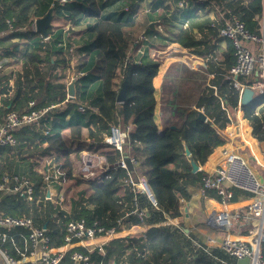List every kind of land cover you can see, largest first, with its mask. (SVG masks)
Instances as JSON below:
<instances>
[{"label": "trees", "instance_id": "trees-1", "mask_svg": "<svg viewBox=\"0 0 264 264\" xmlns=\"http://www.w3.org/2000/svg\"><path fill=\"white\" fill-rule=\"evenodd\" d=\"M40 1L0 0V60L7 58L8 65L16 70L11 75L0 70V115L8 111L26 112L29 102L35 101L36 109L57 105L49 114L55 120L19 127L15 132L16 146L0 147V158L5 162L0 168V179L8 170L10 174L33 179L39 191L43 186L42 176L33 169L37 159L43 156L46 158L45 170L52 165L59 169L63 184L56 186L57 190L64 187L70 193L71 188L77 189V193L70 196L74 219L85 218L88 223L98 221L110 228L118 218L133 210L135 204L144 209L145 218L139 219L134 214L127 216L126 225H151L165 221L166 215H181V199H189V187L198 186L206 175L200 170L194 172L190 159L193 158L198 166L204 165L213 150L225 143L215 131L216 127L221 128L230 121L222 108V100L225 99L228 106L236 107L240 98L242 103L243 95L241 97L234 88L230 96L224 94L226 85L230 84L227 70L234 62L231 57L234 48L229 44L227 58L219 66L216 64V70L209 67L210 73L215 71L213 85L216 90L211 86L198 90L201 97L196 107L203 108L207 119H199L196 107L179 112L173 103L172 108L167 109L168 117L161 132L155 115L158 99L154 83L161 63L150 55V48L156 47V40L162 37L159 27H163L168 28L183 48L197 56H209L212 47L208 37L218 34L226 24L225 18H231L227 13L229 9H233L234 15L252 32L259 34L261 25L255 17L264 11V0H252L247 5L235 0H207L223 8L225 15L220 23L212 22L204 28L200 40L189 28L169 18L170 0L160 1L157 13L153 0H115L114 3H120V9L107 15L104 10L111 4L109 0H66L63 4L53 0L63 23L71 22L85 29L77 38L79 40L68 37L66 43L64 27L52 25L47 29L52 35L50 44L43 43L37 33L25 30L29 20L38 13ZM140 1L148 2L149 10L135 13ZM7 20L12 21L13 29L7 25ZM139 33L143 34L144 41L138 40ZM138 48L140 51L132 54V50ZM67 72L76 75L70 83L66 79ZM10 76H14L13 86ZM126 79L129 80L126 99L119 102L118 92ZM257 80L259 77L253 74L246 84ZM240 81L243 82V77ZM72 82H75V93L70 97ZM173 90L174 95L177 94V89ZM242 110L254 138L263 144L264 93L243 104ZM112 126L123 130L129 128L125 150L128 172L135 179L140 175L146 178L157 201L155 205L145 193L136 194L125 186L127 172L117 165L121 154L114 150L106 154L109 169L101 179L83 181L75 176L71 156H80L82 148H74L70 142L83 139L85 127L91 138L102 141L101 134L110 133ZM65 128H69V135L63 134ZM186 149L191 156L187 155ZM31 158L37 159L31 161ZM84 183L87 188H81ZM241 192V189H235L231 201L234 202ZM45 196L46 192H39V204L29 203L22 196H3L0 214L32 217L37 225L47 228L52 246L59 247L63 243L64 223L70 214L45 201ZM55 214L59 216L54 217ZM193 237L192 233L187 234L173 224L154 226L147 233L115 238L104 245L105 255L98 250L91 252V261L93 264L101 261L112 264L120 259L130 264H234L235 258L220 249L207 252L198 247ZM22 241L18 239L21 246ZM12 244L7 241L2 245L0 241V250L18 259L21 256ZM78 248L87 252L83 247ZM61 264H71L70 254Z\"/></svg>", "mask_w": 264, "mask_h": 264}, {"label": "built area", "instance_id": "built-area-1", "mask_svg": "<svg viewBox=\"0 0 264 264\" xmlns=\"http://www.w3.org/2000/svg\"><path fill=\"white\" fill-rule=\"evenodd\" d=\"M57 1L65 3L66 0ZM230 17L218 33L219 38L231 41L234 47L235 62L229 68L227 78L234 83L241 97L246 88H251L254 93L260 96L264 93V50L255 54L249 48L248 43H260L263 38L252 32L242 19L237 18L232 13ZM7 25L11 29L14 28L11 20H7ZM25 30L29 33H38L43 43H51L52 35L40 29L37 19H31L27 23ZM4 66V62H0V70ZM253 74L258 76L259 80L250 84H242L239 81L240 78H249ZM35 105V101H31L29 102V110L26 112L8 111L5 115H0V147L16 145L17 137H15V132L19 127L40 125L42 120H52L49 114L57 105L39 107L37 109L34 108ZM238 105L239 107L242 105L241 98ZM197 111L198 113H203V108H197ZM128 130L129 128L123 130L118 126H112L110 133H106L107 135L102 139V143L121 154V159L117 165L127 172L125 186L136 194L145 193L155 205L157 201L146 178L140 175L138 179H135L132 173L128 172L125 153L129 138ZM215 131L224 139L225 143L217 147L220 151V161L212 169L204 172L206 175L203 176L200 187L203 193L210 191L217 196L216 203L218 207L211 211L209 222L224 232L232 230L239 222H249L251 225L249 228L251 241L244 242L232 239L229 235L220 240L216 235H210L206 241L209 246L197 242L195 244L207 252H210L212 246H216V248L218 247L227 255L229 254L236 259L249 257L255 264H264V180H261L260 176L256 175L255 171L250 168L241 151H236L234 148L229 147L231 144L229 138L234 137L232 132L224 133L222 129L217 127ZM88 143L94 146L99 141L94 137L89 138ZM261 150L264 157V142ZM106 161L105 154L83 150L78 168H80L83 177L86 179H101L109 169ZM132 161L135 164L137 163L135 159H132ZM199 170L202 171L200 167ZM42 174L44 192H46L45 201L51 202L59 207L60 210L67 211V214H70L69 220L64 223L63 243L59 247L52 246L47 228L37 225L32 217L26 215L16 217L2 213L0 214L1 243L11 240L15 245L17 244L16 238H21L26 234L25 246L31 251L29 255L24 252L22 254L24 259L21 261L16 260L7 251H4L6 264H21L26 258H30V264H61L69 254L71 264H93L91 252L98 250L99 253L105 255L104 245L115 240V238L123 237L127 216L134 214L139 219L143 220L145 218L144 209L135 204L133 210L118 218L116 224L110 228H106L105 225L98 221L88 223L85 218L74 219L71 217L70 208L63 206L65 196L63 194L55 196L54 192L51 191L52 187L56 189V186L63 183V180L60 179L59 169L52 165L44 170ZM235 189L251 193L245 208H236L231 205L233 204L231 200L235 194ZM7 194L22 196L31 203L36 202L38 204L41 200L37 196L38 193L34 181L17 175L3 176L1 178L0 200ZM58 216L59 214H55L54 217ZM78 247L85 248L87 252L80 250ZM99 264H105V262L101 261ZM112 264L130 263L125 260H118Z\"/></svg>", "mask_w": 264, "mask_h": 264}, {"label": "crops", "instance_id": "crops-1", "mask_svg": "<svg viewBox=\"0 0 264 264\" xmlns=\"http://www.w3.org/2000/svg\"><path fill=\"white\" fill-rule=\"evenodd\" d=\"M42 1H40V6L41 9L39 11L38 8V13L35 15V17H32L31 19H37L38 24L42 23V6L44 7V5L42 4ZM57 1V0H56ZM106 0H99V2H105ZM115 0H109V2H111V4H107V8L104 10V13L107 15L110 12H115L117 11V9L119 10L120 8V3H114ZM160 1L162 0H153L154 2V12H158L159 8H157L158 4L160 3ZM236 2H242V4L247 5L250 1L252 0H235ZM48 5L50 4L51 7L53 0H47ZM59 2V1H57ZM171 2V7L170 10L168 12V16L169 18L176 22L177 24L187 27L190 29V31L193 33V35L195 36L196 39L200 40L201 38H203V36L201 35V31L204 30V28H206L210 23L212 22H221V18L225 15L223 13V8H220L216 3H209L207 0H170ZM139 8L135 9L134 12L135 13H140L143 11H147L149 10L148 7V2L146 1H140L139 2ZM58 4H63V3H58ZM264 4V2H263ZM157 8V9H156ZM55 9L56 8V4H55ZM228 15L229 14H235V11L233 9H229L228 10ZM230 16V15H229ZM51 22L55 21V19H60L58 20V22L63 21V17H61V15H59L58 11H55L53 13V15L51 16ZM257 19V21L259 22V24L261 25V28L259 30V36H261L263 38V41L260 43H248V46L250 49H252V51L257 54L260 53L261 51L264 50V11L260 14V15H256L255 17ZM30 19V20H31ZM29 20V21H30ZM227 18H225V22H227ZM71 23V22H69ZM40 25V24H39ZM46 25V24H45ZM50 27V25H49ZM66 28V27H65ZM71 28V27H70ZM68 28V30L70 29ZM77 28L79 29L77 31ZM76 29V31H75ZM85 27H81V26H77L73 23V26L71 28V32L73 33H65L64 35V42L67 43L68 41V37L69 38H73L76 37L79 38L81 35V33L84 31ZM160 30V34H161V38H158L156 40V48H160L163 47V51L168 49V51L171 49L173 50V54L171 56H169V60L167 59L166 63L164 64H170L166 66V70L167 68L170 67H175L178 64L174 62L175 59H183V60H188L190 61L189 63H191V65L189 66L191 69L196 70V68H202L204 70V72H206V76H204L203 78H205V82H201L199 83L198 87H195L194 89L197 91H194L191 95L190 98V103H193L194 105L197 106V104L199 103L200 97L198 94L200 92H198V90L203 91L205 87L207 86H211L214 87L216 90V86L213 85V82L216 79L215 76V71L211 72L209 71V67L213 66V70H216V64L219 66L220 62H222L223 60H225L227 57H225V54L228 52V50H226L227 46L229 44H232L231 41L226 40V39H222L218 37V34L216 35H209V40L211 39V44L209 43V45L212 47V51L211 54L208 55H202V56H197L193 53H191L187 48H183L180 43H178L176 41V37L174 35H171V33H169L168 28H163V27H159ZM47 32V25H46V29L43 30ZM64 31H66L64 29ZM38 34V33H37ZM38 36L40 37V35L38 34ZM88 38V36H87ZM79 40V39H77ZM214 48H213V46ZM233 45V44H232ZM234 48V47H233ZM208 52V53H210ZM233 57V61L235 62V56H234V51L232 53ZM208 60L210 62H208ZM0 62H4L5 66L3 69L5 73H8L9 75H11L12 73L15 74L16 70L14 69L13 66H9L8 65V59L4 58L2 60H0ZM233 62V64H234ZM232 64V65H233ZM231 65V66H232ZM188 66V63H185V69ZM230 66V67H231ZM161 67V65H160ZM159 67V69H160ZM184 66H181V68H183ZM229 67V68H230ZM162 68V67H161ZM229 70V69H228ZM227 70V72H228ZM162 72V71H161ZM159 78H162L160 75L158 76ZM228 79V78H227ZM249 78H245L243 77V82L241 83H246L247 80ZM14 76H10V85L13 86L14 85ZM184 81V79H183ZM182 81V82H183ZM229 83L228 85H226L225 90H224V94L230 96V94H232V89H236L235 85L233 82H231L228 79ZM163 82H164V86L165 88L162 89L163 92V96H162V100L159 99V101L161 100V106L163 107V118L160 119V125L157 121V124L159 126V130L162 132L163 128H164V121H166L168 116L167 114V109H171L173 105V103L175 104V109L177 108L179 112L182 111V109L185 110L184 105L187 103V101L183 100L182 97L184 96V91L186 89L185 85L183 88H180L181 85L176 88L177 89V94H175V96L173 97L172 92L171 94H169V92L166 89V85H168L169 79H167L166 81H161L160 86H158V92L161 91V87H163ZM206 84V85H205ZM173 83L170 84V86H172ZM180 89V90H179ZM165 92L167 94H165ZM239 92V91H238ZM168 95H170V100L167 99ZM198 95V96H197ZM258 95L255 93L254 94V98L253 100H255V98H257ZM252 100V101H253ZM161 107V108H162ZM196 107L195 110H197ZM222 108L223 110H226V113L229 115L230 117V121H228L225 126L223 127H217L223 130V132L225 133H230L232 132L233 134V138H229V140L231 141V144L229 147L234 148L236 151H241L242 154L244 155L246 162L248 163V165L250 166L251 169H253L255 171V174L260 176L259 178L261 180H264V175L262 174V172H264V157L262 156V144L259 143L255 138H254V134L252 131V128L250 126L249 120H247L244 116V112L242 110V105L239 107V105L237 104V106H228L225 99L222 100ZM156 110V109H155ZM162 112V111H161ZM198 112V111H197ZM199 114V113H198ZM165 116V118H164ZM157 120V119H156ZM174 127V126H172ZM64 131V130H63ZM83 133V131H82ZM17 144V143H16ZM16 146V145H15ZM214 152L209 156V158L207 159V162L204 165H199L200 169L203 172H207V170L212 169L217 162L220 161V151L219 148H215V150H213ZM39 158H44L45 157H39ZM39 158H31L32 159H37L39 163L34 165V173H38L41 174L42 179H43V174L41 173L42 169L43 171L45 170L44 165L43 168L39 171L38 167L40 166V161ZM21 162V161H20ZM50 161H48L49 163ZM5 166V162L1 161L0 158V168ZM199 170V169H198ZM3 176H16L13 174H10V171L5 170L3 173ZM2 176V177H3ZM18 176V175H17ZM22 177H26L23 175H20ZM19 176V177H20ZM1 177V178H2ZM29 178V177H27ZM31 179V178H29ZM1 180V179H0ZM32 181H34L33 179H31ZM35 185H36V191L39 194V192H43L44 193V184L43 186H40L39 191L37 190V184L34 181ZM41 183H43V180H41ZM202 183H199L198 186H190L189 190H190V197L189 199H181V215H178L176 217H170L166 215L165 221L163 222H158V223H152L150 224H145V225H140V226H135L134 225H125V232L123 233V237H128V236H132L134 234H139V233H147L150 232L152 230V228L154 226H159V225H175L177 227L182 228L187 234L192 233V235L194 236V242L200 243L202 245L205 246H209L207 244V238L210 235H216V237L218 239H223L229 237L232 239H236V240H241L244 242L247 241H251V233L249 231L250 228V223L249 222H239L238 224H236V226L228 231V232H224L218 228H216L215 226H213L210 222H209V217L211 215V211L218 207L217 206V196L215 195V193L208 191V193H203L202 189H200ZM7 195H14V194H7ZM6 196V195H4ZM17 196V195H14ZM38 196V195H37ZM20 197V196H19ZM251 195L247 194L246 192L242 191L241 193H239L233 204H231L233 207L236 208H245L247 202L249 201ZM40 199V198H39ZM41 201V200H40ZM39 201V202H40ZM29 202V201H28ZM31 203V202H29ZM37 204V203H36ZM39 204V203H38ZM6 214V213H5ZM10 215V214H9ZM25 236L26 234H24L23 237H17L16 241L17 244H12L13 242H11V240H9L11 242V244L14 246V250L17 252V254H19L21 257L20 258H15L16 260L21 261L22 259H24L23 257V253L26 252L27 255H29L31 253L30 249L27 248L25 246ZM20 238V242L22 241V246L19 245L18 243V239ZM2 244V243H1ZM4 244V243H3ZM2 244V245H3ZM211 250L213 249H219L218 247L216 248V246H212L210 248ZM229 255V254H228ZM230 256V255H229ZM233 257V256H231ZM235 258V257H233ZM121 260V259H120ZM234 264H237V260L238 259H234ZM30 258H26L24 261H22L21 264H30ZM6 258L4 256V250H0V264H6ZM233 264V263H232Z\"/></svg>", "mask_w": 264, "mask_h": 264}, {"label": "rangeland", "instance_id": "rangeland-1", "mask_svg": "<svg viewBox=\"0 0 264 264\" xmlns=\"http://www.w3.org/2000/svg\"><path fill=\"white\" fill-rule=\"evenodd\" d=\"M42 4L44 5V7L42 6V16H43L42 17V22L47 25V29L49 28V25L50 26L56 25V26H59V27H64V29L66 30L65 32L69 31L72 28L73 23L65 24V23H63V21L58 22V20H60L58 18L55 19V21L51 22V19H52L51 16L53 15V13L55 11H57L55 9V5H52V7H51L50 4L48 5L47 0L42 1ZM40 9H41V6L39 8V11H40ZM68 28H70V29L68 30ZM78 30L79 29L77 28V31ZM75 31H76V29H75ZM68 33H70V31ZM68 33H67V35H68ZM137 38H138L139 41H144V36H143L142 33H139ZM141 47H142V45L139 46V48H141ZM139 48L138 49H133L132 50V54H136V52H139L140 51ZM163 49H164L163 47H160V48L151 47L150 48V55L153 58L159 60V62L161 63V67H162V68L160 67L159 74H158V76L160 75L162 78L158 79V77L156 76V79L154 81L155 87H156V96H157V99H158V103H157L156 108H155L156 109L155 110V115H156V119H157L159 125H160V119H162L163 115H164V114H162L163 113V107L161 106L162 96L164 95L163 92H162V89L165 88L164 82H163V85H162L163 87H161V91L158 92V86H160L161 81H163V80L166 81L167 79H169L168 85H166V89L169 92V94H171V92H172V94H173L172 96L173 97L175 96L174 92H173L174 91L173 88H178L181 84L185 85V87H186V89L184 91L185 92L184 93L185 97H182V99L187 101V103L184 105V108H185V111H186L187 108L190 109L192 107L194 109V107H196V105H194L193 103H190V98L192 96L191 94L194 91H196L194 88L198 87L199 83L205 82V78H203V77L206 76L205 75L206 72H204L205 69L203 70L202 68H199V69L196 68V70H193V69H191L189 67L191 65V63H189L190 61L183 60V59H181V60L180 59H175L174 62L177 63L178 65L175 66V67H170L169 66V68H167V70H166V66L170 65V64H164V63H166L167 59L169 58V56H171L173 54L174 51L171 50V49L169 51H168V49L163 51ZM186 62L188 63V66L185 69V63ZM181 66H184V67L181 68ZM67 73H68V75H67L66 79H67L68 83H70L72 78L73 79L76 78V75H74L73 73H70V72H67ZM183 79H184V81H183ZM171 83H173V86H170ZM165 94H167V93L165 92ZM196 94H197V91H196ZM163 97L165 99V96H163ZM159 99H161V100L159 101ZM167 99L168 100L171 99L170 95H168ZM165 116H168V115H165ZM165 116H164V118H165ZM53 119H54V117H52V121H53ZM67 119H70V117L67 116ZM178 121L181 123L180 119H178ZM170 122H171V119H170ZM82 130H83L82 135H84L83 139H75V140L70 142V144H73L74 148L75 147L76 148L79 147V148H82V151L86 150L87 152H91V153L95 152V153L105 154V155L107 153H110V152L113 151L109 147L105 146L102 143V141H99L98 144H94V146L90 145L88 143V139L91 138L90 135H89V129L87 127H85ZM69 131H70L69 128H65L64 131H63V134L69 135L70 134ZM101 135H102V137L104 139V137L107 134L106 133H102ZM82 151L80 153L81 154L80 156L77 155V154L76 155L74 154L71 157H72L73 163H74L75 176L80 177L83 181H87L89 179H86L85 177H83L80 168H78V166L80 165V162H81V158H82ZM39 161L41 162L40 166L38 167V170L40 171L43 168V165L46 162V158L45 159L44 158H39ZM41 171L43 172V169ZM262 174L264 175V172H262ZM73 188H71V190H69L70 193L66 192L64 187L63 188H58V190H56L55 188L52 187L51 191L54 192L55 196H58L59 194H63V196H65V201L63 203V206L65 208H68V207L70 208V206H71L70 196H71V194L75 195L77 193L76 192L77 189L75 187H73ZM81 188H87L86 184L85 183L81 184ZM58 199H60V198H58Z\"/></svg>", "mask_w": 264, "mask_h": 264}, {"label": "water", "instance_id": "water-1", "mask_svg": "<svg viewBox=\"0 0 264 264\" xmlns=\"http://www.w3.org/2000/svg\"><path fill=\"white\" fill-rule=\"evenodd\" d=\"M40 24V29L41 30H45L46 29V25L45 24H42V23H39ZM129 85V80H125L122 84V87L120 89V91L118 92V101L119 102H123L126 97H125V93H126V90H127V87ZM74 93H75V82H72L70 84V87H69V94H70V97H73L74 96ZM254 91L251 89V88H246L243 92V98H242V105L243 104H247V103H250L252 102L253 98H254ZM199 119L201 120H206V116L204 114H201L199 113ZM187 155L191 156V153L189 150H187ZM190 163H191V166H192V170L194 172H198L199 170V166L198 164L196 163V161L191 158L190 159ZM237 264H255V262H252V260L247 257V258H243V259H238Z\"/></svg>", "mask_w": 264, "mask_h": 264}, {"label": "bare ground", "instance_id": "bare-ground-1", "mask_svg": "<svg viewBox=\"0 0 264 264\" xmlns=\"http://www.w3.org/2000/svg\"><path fill=\"white\" fill-rule=\"evenodd\" d=\"M219 33V32H218ZM259 37H261V36H259ZM243 84V83H242ZM246 84V83H245ZM244 92V91H243ZM201 114H204V113H201ZM205 115V114H204ZM206 119H207V117H206ZM91 180H93V179H91ZM88 181V180H87Z\"/></svg>", "mask_w": 264, "mask_h": 264}]
</instances>
